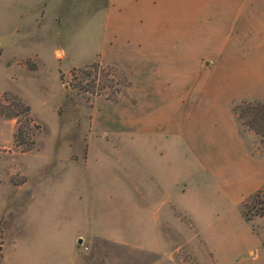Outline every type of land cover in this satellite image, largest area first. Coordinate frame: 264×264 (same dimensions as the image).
Returning <instances> with one entry per match:
<instances>
[{
	"label": "rangeland",
	"instance_id": "1",
	"mask_svg": "<svg viewBox=\"0 0 264 264\" xmlns=\"http://www.w3.org/2000/svg\"><path fill=\"white\" fill-rule=\"evenodd\" d=\"M195 1L238 0H0V264H70L74 251L88 253L82 240L71 242L78 231L86 232L88 217L91 228L104 217L119 236L115 262L108 252L102 264H136L137 253L148 255L138 256L137 264H264V218L246 222L241 214L244 203L252 211V196L244 195L242 204L200 201L213 208L195 224L178 212L168 224L151 211L136 216L132 202H116L113 195L90 200L86 176L81 173L77 182L69 176L72 167H82L84 146L98 143L91 134L94 99L129 96V74L99 64L98 54L128 51L130 38L145 33L147 16L150 32H191L184 4ZM140 5L148 6L144 18ZM251 7L260 30L251 25L249 33L264 34V7ZM213 12L220 10L204 13L194 26L203 50L220 17ZM218 103L220 112L223 102ZM233 110L243 128L252 117L264 118L256 102H237ZM87 162L94 166L95 160ZM90 172L99 177L96 169Z\"/></svg>",
	"mask_w": 264,
	"mask_h": 264
},
{
	"label": "crops",
	"instance_id": "2",
	"mask_svg": "<svg viewBox=\"0 0 264 264\" xmlns=\"http://www.w3.org/2000/svg\"><path fill=\"white\" fill-rule=\"evenodd\" d=\"M263 4L249 0L186 3L188 33L180 28L172 33L150 32L152 18L145 17L148 6L138 7L144 10L145 33L130 38L128 51L104 50L97 57L99 64L129 74V96L93 101L96 128L91 134L98 143L84 146L82 167L69 172L75 182L81 173L86 176L90 200L113 195L116 202H132L136 216L151 211L167 217L163 220L169 224L171 214L178 212L195 224L198 216L213 208L198 202L238 199L242 204L244 195L251 197L264 187L262 135L249 126L241 127L233 110L241 101L264 105V34L249 33L251 25L259 31L260 23L254 17L257 9H248ZM213 10H220L212 14L220 17L205 36L208 48L203 50L202 34L194 26ZM106 42L104 38V47ZM55 52L64 58L63 50ZM219 101L223 102L220 112ZM99 158L113 161L106 163L111 165L108 171ZM88 159L95 160L94 166H88ZM91 167L98 171L97 179ZM103 218L91 228L88 217L86 232L74 234L72 244L82 240L88 253L72 250L70 264H102L108 252L115 262L119 236ZM145 255L137 253L134 262L138 256L147 260Z\"/></svg>",
	"mask_w": 264,
	"mask_h": 264
},
{
	"label": "trees",
	"instance_id": "3",
	"mask_svg": "<svg viewBox=\"0 0 264 264\" xmlns=\"http://www.w3.org/2000/svg\"><path fill=\"white\" fill-rule=\"evenodd\" d=\"M258 108L264 110V105L260 103H256ZM28 108L24 107L23 108V113H27ZM252 123H249V127L252 128L257 134L264 135V118L263 116L261 118H254L252 117L251 120ZM264 188V187H263ZM262 193V194H260ZM261 195V196H260ZM253 200H255L254 204L251 206L252 207V213L248 212L245 208L246 203L243 205V211H242V217L246 222H250L252 218L254 217H259V218H264V191L261 192V189L255 192L252 197ZM262 244L264 247V231L262 233Z\"/></svg>",
	"mask_w": 264,
	"mask_h": 264
}]
</instances>
